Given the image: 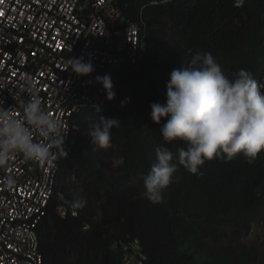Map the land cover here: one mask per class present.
<instances>
[{
	"label": "trees",
	"instance_id": "1",
	"mask_svg": "<svg viewBox=\"0 0 264 264\" xmlns=\"http://www.w3.org/2000/svg\"><path fill=\"white\" fill-rule=\"evenodd\" d=\"M163 1H114L122 26L142 20L144 71L120 65L106 74L115 96L109 101L105 93L101 114L121 126L112 129L111 148L101 149L87 136L90 120L99 115L94 109L75 118L76 144L60 160L54 193L36 228L42 264H127L120 244L132 240L141 264H257L256 248L244 240L264 207V150L252 163L242 154L206 160L197 174L179 166V182L164 190L159 203L144 196L141 176L157 162L159 146L173 153L187 147L180 140L165 142L160 125L151 121L150 104L166 99V87L159 93L154 76L166 86L173 69L208 52L229 78L245 69L259 84L264 0L240 7L232 0ZM119 155L125 162L114 168L112 158ZM60 203L76 208L77 216H61ZM218 234L227 237L225 244L211 243Z\"/></svg>",
	"mask_w": 264,
	"mask_h": 264
},
{
	"label": "built area",
	"instance_id": "2",
	"mask_svg": "<svg viewBox=\"0 0 264 264\" xmlns=\"http://www.w3.org/2000/svg\"><path fill=\"white\" fill-rule=\"evenodd\" d=\"M114 1L0 0V106L21 118L32 88L49 114L68 124V153L78 137L77 115L106 102L105 90L95 78L120 65L144 71L141 61L147 40L142 20L122 26ZM245 1L232 0L236 7ZM70 58L91 62L95 70L77 76L70 68L66 70ZM154 80L159 82L155 89L165 91L156 76ZM62 157L25 162L16 153L7 167L0 168V264H42L36 228L46 215ZM8 177L15 179L11 187L6 183ZM57 211L61 216L78 214L76 208L63 203ZM120 246L125 263H142L137 240Z\"/></svg>",
	"mask_w": 264,
	"mask_h": 264
},
{
	"label": "clouds",
	"instance_id": "3",
	"mask_svg": "<svg viewBox=\"0 0 264 264\" xmlns=\"http://www.w3.org/2000/svg\"><path fill=\"white\" fill-rule=\"evenodd\" d=\"M68 51H71L70 45ZM69 68L77 76H88L95 70L91 62H84L82 58L67 59L66 70ZM95 79L103 86L106 99L112 100L115 92L110 76ZM28 91L31 96L23 106L21 118L0 106V168L7 167L16 153L25 162L68 156L65 145L68 124L50 115L32 88ZM94 111L99 115L90 120L87 136L99 148L109 149L112 129L121 127L120 121L104 117L100 106H94ZM150 118L160 125L165 142L180 140L187 145L178 148L176 153L159 146L157 162L147 175L141 176L144 196L152 203H159L164 190L179 182L180 177L176 175L179 166L197 174L206 160H231L242 154L252 163L264 150V78L258 84L245 69L229 78L211 53L194 54L186 65L172 70L166 83L165 103H151ZM37 135L39 139H34ZM124 162L122 155L112 158L114 168ZM6 183L11 187L15 179L8 177Z\"/></svg>",
	"mask_w": 264,
	"mask_h": 264
},
{
	"label": "rangeland",
	"instance_id": "4",
	"mask_svg": "<svg viewBox=\"0 0 264 264\" xmlns=\"http://www.w3.org/2000/svg\"><path fill=\"white\" fill-rule=\"evenodd\" d=\"M262 76L264 78V69ZM210 241L215 245H222L227 242V237L218 234L217 236H213ZM244 243L256 248L258 253L257 264H264V207L259 210L257 219L252 226L250 234L245 238Z\"/></svg>",
	"mask_w": 264,
	"mask_h": 264
}]
</instances>
